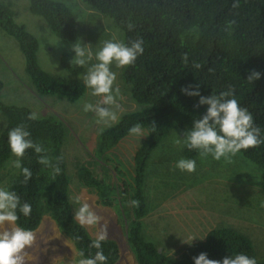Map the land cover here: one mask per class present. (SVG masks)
<instances>
[{"label": "trees", "instance_id": "trees-1", "mask_svg": "<svg viewBox=\"0 0 264 264\" xmlns=\"http://www.w3.org/2000/svg\"><path fill=\"white\" fill-rule=\"evenodd\" d=\"M79 1L103 18L118 34L120 42L130 45L132 40L142 39L144 51L132 65L117 70L119 82L133 108L121 113L117 122L98 131L93 149L92 155L98 163L114 164L115 181L109 180L103 172V176L94 175L84 164L77 168L78 181L93 189L105 206L128 203L131 216L125 237L136 264H194L193 257L200 253H207L209 259L216 260L238 253L255 258L252 241L231 227L209 230L202 240L189 244L177 256L158 252L156 244L144 234V218L149 211L144 186L152 152L169 132H177V137L182 139L183 133L193 127V120L206 112L207 106L195 107L198 96L181 92L184 86L199 85L204 96L234 89V98L253 115L264 137V0ZM11 4L0 0V30L17 42L31 90L39 98L63 100L68 104L80 101L86 90L83 83L86 67L72 64L73 55L68 54L61 60L66 76L42 71L36 63L37 41L23 25L15 23ZM27 5L28 11L41 18L61 41L78 43L80 24L74 10L66 3L27 0ZM129 24L133 25L131 30ZM194 64L200 67L194 68ZM251 70L261 73V78L254 83L247 81ZM2 86L0 81V91ZM31 113L24 106L0 101V114L5 120L0 133V180L5 181L2 187L15 191L21 201L32 208L27 217L18 213L14 226L33 232L43 218L48 217L70 240L79 259L81 252L85 257L94 256L97 249L90 245L95 238L85 226L74 221L69 200L63 151L68 128L53 113L38 114V119L29 120ZM20 124L30 131L34 142L44 147L52 164H58L59 174L39 164L37 154L29 149L21 158V164L31 170L32 178L27 184L23 183L22 169L12 166L16 157L8 145V131ZM136 124H140L148 136L135 151L131 170H124L123 166L119 167L122 163L111 160L108 154L130 135L129 129ZM182 153L184 158L190 159L198 154L186 146ZM238 154L255 165L260 176L259 187L264 192V144ZM61 156L63 159L57 161ZM133 200L138 201L137 206L131 205ZM102 249L106 264L118 261L119 248L113 240L104 241ZM257 264H264V260H257Z\"/></svg>", "mask_w": 264, "mask_h": 264}, {"label": "rangeland", "instance_id": "rangeland-1", "mask_svg": "<svg viewBox=\"0 0 264 264\" xmlns=\"http://www.w3.org/2000/svg\"><path fill=\"white\" fill-rule=\"evenodd\" d=\"M15 12L14 21L25 27L37 41L36 63L42 70L54 76H66L61 64L65 55L75 53L72 44L61 41L44 21L28 11L27 0H8ZM74 10L80 24L77 44L88 45L93 52V60L85 67L96 63L95 53L102 48L103 42L118 34L95 12L87 9L79 0H61ZM119 32V31H118ZM72 56L71 59L74 57ZM111 70L116 72L115 64ZM0 101L5 104L24 106L38 114L53 113L59 116L68 128L63 151L66 157V170L69 178V200L74 216L81 203L88 202L92 209L108 224L109 237L119 248L116 264H136L130 252L126 237V225L131 216L127 202L105 206L93 189L82 185L77 178V168L84 164L97 175L105 173L109 180L115 181L113 163L105 166L93 157V149L98 131L107 127L97 124L94 113H85V102L95 103L99 98L90 95L85 86V95L75 104L53 98H39L29 86L25 73V61L17 42L0 30ZM117 97L121 108L118 116L133 108L129 97L119 82ZM5 120L0 114V133ZM177 132H169L150 157L146 168L144 193L148 204V214L144 218V234L152 240L161 252L177 256L189 244L184 241H200L206 233L216 227H231L244 233L254 247L255 258L264 260V192L261 191L259 172L249 160L236 154L230 159L217 161L211 155L194 158V172L181 171L175 167L184 158L183 138ZM144 137L129 135L109 154L119 167L131 170L132 157ZM179 141V143H178ZM103 176V174H102ZM4 180L1 178L0 187ZM120 185L119 183H117ZM14 225H0V231ZM89 235L96 238L100 226H85ZM35 242L26 249V264H77L79 258L72 244L60 233L51 219L44 217L33 232Z\"/></svg>", "mask_w": 264, "mask_h": 264}, {"label": "clouds", "instance_id": "clouds-1", "mask_svg": "<svg viewBox=\"0 0 264 264\" xmlns=\"http://www.w3.org/2000/svg\"><path fill=\"white\" fill-rule=\"evenodd\" d=\"M235 6V5H234ZM129 29L133 25L129 24ZM90 45V44H88ZM74 43L71 50L75 53L71 63L84 67L93 60V52L87 47ZM144 51L143 40L135 39L130 45L117 42L115 38L103 42L102 48L95 53L96 63L87 67L83 75L84 85L90 89V95L98 97L95 103L85 102L82 110L85 113L92 112L97 117V124L110 126L118 120V111L121 106L117 97L120 95V88L115 85L117 80L116 72L111 70L115 64L117 68L132 65L137 57ZM183 59L186 61L187 56ZM194 68H199V64H194ZM261 78V73L251 70L247 81L253 82ZM195 89V90H193ZM181 92L188 96L199 97L195 107L207 106L206 112L200 118L193 120V127L183 133V143L189 150L198 152L201 158L209 155L219 161L221 158L230 159L241 150L258 147L264 144V137L261 136V129L254 122L253 115L246 107H241L237 99L234 98L235 90L229 88L218 95H201L199 85H188L181 88ZM29 120L38 119L36 113H31ZM100 131H103L101 128ZM130 135L146 137L140 124H136L129 129ZM179 143V141H178ZM8 145L13 156L12 166L22 169L24 176L23 183L27 184L32 178V172L27 167H22L21 158L27 150L32 149L38 156V163L53 168L55 174H59L61 169L58 164L53 165L51 159L46 154V150L40 143L31 139V133L24 124H20L8 131ZM63 157H57V161ZM176 168L189 173L194 172L196 161L190 158H181L177 161ZM132 206H137L138 201H131ZM31 205L22 202L20 196L12 190L0 187V225H16L19 214L29 216ZM74 221L82 227L100 226L96 233V238L91 242L90 247L97 249L94 256L85 257L81 252V259L77 264H106L102 243L109 237L108 224L103 223V218L99 216L88 202L81 203L75 210ZM35 234L31 230L23 227L13 226L9 229L0 231V264H26V249L31 248L35 242ZM196 238H192L191 244ZM203 239V238H200ZM194 264H257L254 257L247 254L238 253L226 256L222 260L209 259L207 253H200L193 257Z\"/></svg>", "mask_w": 264, "mask_h": 264}, {"label": "water", "instance_id": "water-1", "mask_svg": "<svg viewBox=\"0 0 264 264\" xmlns=\"http://www.w3.org/2000/svg\"><path fill=\"white\" fill-rule=\"evenodd\" d=\"M52 221V220H51ZM53 222V221H52ZM53 224H54V222H53ZM55 225V224H54ZM56 226V225H55ZM34 232V231H33ZM61 233V232H60ZM62 234V233H61ZM69 242H70V240L64 235V234H62ZM71 243V242H70ZM72 244V243H71ZM72 247H73V245H72ZM73 249H74V247H73ZM158 252H161L160 250H158ZM135 261V260H134ZM136 263V262H135ZM116 264V263H115Z\"/></svg>", "mask_w": 264, "mask_h": 264}]
</instances>
